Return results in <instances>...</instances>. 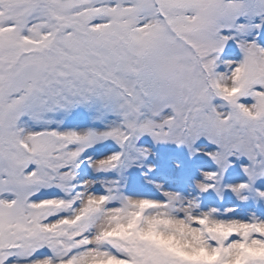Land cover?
<instances>
[{
	"label": "snow or ice",
	"instance_id": "6c2138e0",
	"mask_svg": "<svg viewBox=\"0 0 264 264\" xmlns=\"http://www.w3.org/2000/svg\"><path fill=\"white\" fill-rule=\"evenodd\" d=\"M0 264H264V0H0Z\"/></svg>",
	"mask_w": 264,
	"mask_h": 264
}]
</instances>
